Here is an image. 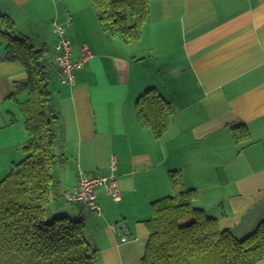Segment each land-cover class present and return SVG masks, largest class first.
I'll list each match as a JSON object with an SVG mask.
<instances>
[{
  "label": "crops",
  "instance_id": "1",
  "mask_svg": "<svg viewBox=\"0 0 264 264\" xmlns=\"http://www.w3.org/2000/svg\"><path fill=\"white\" fill-rule=\"evenodd\" d=\"M2 17L54 64V24L65 29L75 61L89 49L73 85L62 83L56 65L52 71L54 129L66 160L54 176L74 206L66 215L85 218L99 264H142L152 204L175 193L173 175L179 190L196 191L194 206L237 239L264 222V0H151L141 38L129 45L102 31L91 0H0V30ZM27 79L22 63H0V152L13 158L28 138L21 104L29 91L18 89ZM153 88L175 109L159 139L138 116ZM240 124L249 139L236 143ZM7 167L0 163V172ZM112 173L121 199L99 191L100 215L65 200L82 175Z\"/></svg>",
  "mask_w": 264,
  "mask_h": 264
},
{
  "label": "trees",
  "instance_id": "2",
  "mask_svg": "<svg viewBox=\"0 0 264 264\" xmlns=\"http://www.w3.org/2000/svg\"><path fill=\"white\" fill-rule=\"evenodd\" d=\"M102 31L124 44L137 42L150 17L151 0H91ZM0 63L20 62L28 79L18 84L29 99L21 104L28 138L26 157L0 181V264H99V249L86 236L84 221L52 216L51 204L61 200L55 169L64 163L58 154L59 135L51 91L55 64L46 48L36 49L15 35V24L2 17ZM4 49V53H1ZM139 121L161 138L170 126L174 106L156 89L138 103ZM236 143L249 139L245 125L232 128ZM152 204L147 222L150 238L142 264H260L264 259V222L246 238L222 230L217 219L194 206L195 190H179ZM51 216V219H50Z\"/></svg>",
  "mask_w": 264,
  "mask_h": 264
},
{
  "label": "built area",
  "instance_id": "3",
  "mask_svg": "<svg viewBox=\"0 0 264 264\" xmlns=\"http://www.w3.org/2000/svg\"><path fill=\"white\" fill-rule=\"evenodd\" d=\"M55 33L58 36L57 51L55 57V65L61 74L63 84H74V72L81 68V66L88 60L90 56L89 49L84 46L82 50V58L75 61L72 57V48L69 39L66 36L65 29L59 25L54 24ZM116 169V164L113 163V172ZM102 191L105 195L114 201L121 199V193L117 178L112 173L108 176H89L82 175L77 188L68 190L64 194V198L69 203H84L94 213L100 215L101 207L98 203V192Z\"/></svg>",
  "mask_w": 264,
  "mask_h": 264
},
{
  "label": "rangeland",
  "instance_id": "4",
  "mask_svg": "<svg viewBox=\"0 0 264 264\" xmlns=\"http://www.w3.org/2000/svg\"><path fill=\"white\" fill-rule=\"evenodd\" d=\"M52 37H54V35H52ZM19 38H23V37L20 36ZM29 41H30V40H29ZM30 42H31V41H30ZM52 45H53V44H52ZM49 48H51V45H49ZM50 50H51V49H50ZM88 59H89V57H88ZM87 61H88V60H87ZM61 81H62V78H61ZM8 152H9L8 150H4V151H1V152H0V163L3 164L4 166L6 165V167L8 166L7 169H6L7 171H4V173H3V171H2V173L0 172V176H2V177H0V180H1V179L3 180V179L9 174V172H10L12 166L15 164L14 162H16V163H20V162L26 157V153L24 152V150H18V151L16 152V155H15L16 157H15V158L11 157L10 154H9ZM22 155H24V157H21ZM21 158H23V159H21ZM7 162H10V165H9V164L7 165ZM1 174H3V175H1ZM55 179H56V178H55ZM109 201H110V200H109ZM52 207H53V208H56V209H58V210H60V211H56V212H57V217L68 216V215H66L67 212H68V210L74 208L73 205L64 202L62 199L59 200V201L57 202V204L52 205ZM52 213H53V212L51 211L50 214H52ZM91 215H92V214H91ZM70 218H71L73 221H84V220H85V218H84L83 216H80V217L70 216ZM50 219H51V216H50ZM84 224H85V221H84ZM88 237H89V236H88Z\"/></svg>",
  "mask_w": 264,
  "mask_h": 264
},
{
  "label": "water",
  "instance_id": "5",
  "mask_svg": "<svg viewBox=\"0 0 264 264\" xmlns=\"http://www.w3.org/2000/svg\"><path fill=\"white\" fill-rule=\"evenodd\" d=\"M119 226H120L123 230H125V225H124L123 223H121Z\"/></svg>",
  "mask_w": 264,
  "mask_h": 264
}]
</instances>
